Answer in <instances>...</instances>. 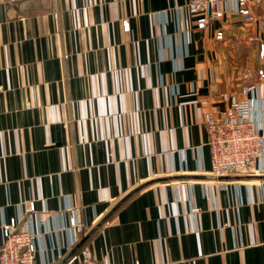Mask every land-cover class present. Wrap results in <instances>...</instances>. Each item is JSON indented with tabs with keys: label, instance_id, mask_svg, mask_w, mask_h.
Segmentation results:
<instances>
[{
	"label": "crops",
	"instance_id": "0c3cea01",
	"mask_svg": "<svg viewBox=\"0 0 264 264\" xmlns=\"http://www.w3.org/2000/svg\"><path fill=\"white\" fill-rule=\"evenodd\" d=\"M188 2L0 0V223L38 264H264V157L215 176L203 120L248 80L264 134V22Z\"/></svg>",
	"mask_w": 264,
	"mask_h": 264
},
{
	"label": "built area",
	"instance_id": "2783aa9c",
	"mask_svg": "<svg viewBox=\"0 0 264 264\" xmlns=\"http://www.w3.org/2000/svg\"><path fill=\"white\" fill-rule=\"evenodd\" d=\"M224 0H189V9L200 14L197 25L205 27L210 20L221 19L225 15ZM237 14L245 23L264 22V0H232ZM125 31L130 29L129 19L122 21ZM222 31L216 37L222 38ZM258 55L264 60V38L256 37ZM258 76L264 79V67L257 69ZM255 84L246 82L241 88V97L230 103L225 111L212 109L205 112L203 120L207 130L208 145L211 152V168L215 176L228 173L243 174L251 172L259 158L264 157V134L255 118L256 101L253 96ZM215 185V183H212ZM222 187H225L223 185ZM30 211L34 204L30 203ZM71 223L76 220L71 218ZM75 235V234H74ZM75 235L74 240L76 241ZM37 234L27 221L19 223L16 218L0 223V264H38ZM77 264H98L92 252L85 248L72 261Z\"/></svg>",
	"mask_w": 264,
	"mask_h": 264
},
{
	"label": "rangeland",
	"instance_id": "374dc122",
	"mask_svg": "<svg viewBox=\"0 0 264 264\" xmlns=\"http://www.w3.org/2000/svg\"><path fill=\"white\" fill-rule=\"evenodd\" d=\"M256 42H257V39H256ZM246 82H248V80L246 81H242V83H241V86L240 87H242V85L244 84V83H246Z\"/></svg>",
	"mask_w": 264,
	"mask_h": 264
},
{
	"label": "trees",
	"instance_id": "16d2710c",
	"mask_svg": "<svg viewBox=\"0 0 264 264\" xmlns=\"http://www.w3.org/2000/svg\"><path fill=\"white\" fill-rule=\"evenodd\" d=\"M81 250H82V248H81ZM81 250H80V251H81Z\"/></svg>",
	"mask_w": 264,
	"mask_h": 264
}]
</instances>
